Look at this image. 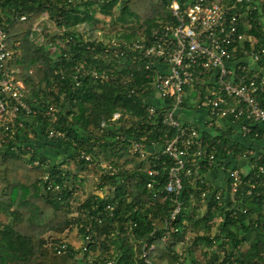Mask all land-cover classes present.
I'll return each instance as SVG.
<instances>
[{"label":"trees","instance_id":"obj_1","mask_svg":"<svg viewBox=\"0 0 264 264\" xmlns=\"http://www.w3.org/2000/svg\"><path fill=\"white\" fill-rule=\"evenodd\" d=\"M44 13L60 31L62 42L55 43L53 51L34 40V26ZM21 15L25 16L22 20ZM252 16L253 27L247 32L257 37V45L264 46V1ZM168 18L166 0H0V27L6 31L13 52L9 64L20 70L17 78L23 83L25 99L41 108L59 106L54 127L65 133L64 138L48 139V120L39 114L22 113L14 138L0 136V214L5 217L0 222V264H79L73 254H57L49 246V241L61 237L49 236L47 240L45 235L62 233L73 225L80 234H88L89 222L96 232L91 233L93 238L105 235L100 249L128 264L139 259L143 243L154 246L149 253L150 264H203L191 257L197 246L204 248L205 264H264V194L257 196L259 188H255L250 195L238 198L237 193L235 201L228 193L221 204L214 199L215 191L227 190L228 170L239 169L238 157H250L254 163L260 154L256 165L264 164V153H247L250 142L263 140L254 134L264 131L263 123L254 124L249 135L221 126L211 132L198 128L216 161L202 165L196 175L183 177L176 195L182 209L170 219L173 201L164 184L173 162L161 150L175 131L162 124L159 104H155V116L147 119L143 98L127 91L131 84L100 82L89 75L78 76V85L73 80L75 68L82 65L133 76L137 83L144 81L142 63L132 61L123 41L148 37L152 27ZM102 25L117 30L115 41L105 43L94 37L93 30ZM81 27L90 31L86 38ZM189 91L183 107L192 109L199 99L195 90ZM115 112L119 117L113 120ZM235 126L232 128L237 129ZM133 139L142 140L149 153L144 158L134 155L138 161L131 160L127 166V161L120 160L130 153ZM41 140L56 147L55 154H39L36 145ZM153 147L157 149L151 152ZM81 151L92 161L82 159ZM108 155L112 156L108 163L116 171L100 174L96 189L104 196L90 192L82 202L74 203L75 192L85 182L81 174ZM35 160L38 164H33ZM220 167L225 186L206 176ZM256 168L241 172L242 179H261L255 176ZM151 169L158 174L150 175ZM149 181L153 182L152 189L146 187ZM233 203L238 208L232 209L234 215L229 209ZM93 205H113V215L106 214L104 224H98L90 219ZM82 209L90 212L85 214Z\"/></svg>","mask_w":264,"mask_h":264},{"label":"built area","instance_id":"obj_2","mask_svg":"<svg viewBox=\"0 0 264 264\" xmlns=\"http://www.w3.org/2000/svg\"><path fill=\"white\" fill-rule=\"evenodd\" d=\"M263 1L166 0L169 12L167 20L159 21L152 27L148 37L131 43L123 41L124 51L131 54L133 62L142 63L146 71L145 80L140 83L133 76L119 75L108 69L99 70L82 65L75 68L72 77L76 85L80 82L78 76L83 75L100 82L131 84L127 91L129 95L143 98L147 119L155 116L157 104L161 107L162 124L175 131L164 142L161 150L173 162L167 168L168 178L164 184V191L172 196L173 201L170 219H175L182 209V202L176 195L182 188L183 177L196 175L202 165L210 166L216 161L214 154L208 152V144L204 143L199 129L179 119L178 112L183 108L187 90L196 91L199 99L196 106L205 108L212 121L229 119L231 126L238 125L242 135L251 134L254 124H264V46L257 45V37L247 32L252 29L255 20L252 11L260 10ZM24 18V15L20 16L21 20ZM261 30L264 32V23ZM12 57L7 33L0 27V136L13 139L17 119L23 113L39 114L48 120L49 125L45 130L48 139L64 138L65 133L54 127L59 120V106L41 108L25 99L23 83L17 78L20 70L9 64ZM118 117V112L113 113V120ZM18 125L21 123L18 122ZM254 134L264 140V131ZM129 152L144 158L149 150L142 140L133 139ZM80 157L92 161L91 156L84 151L80 152ZM259 158L260 154L256 155L251 168L256 166L255 176L262 178L242 179L239 169H229L227 190L219 189L214 193L218 204H221L225 193L233 201L237 193L238 198L242 194L250 195L255 188H259L255 192L257 196L264 194V164L256 165ZM33 164H38V161H33ZM97 166L104 173L116 171V167L103 161L98 162ZM148 173L158 174L157 170L152 169ZM50 187L49 184L47 188ZM146 187L152 189L153 182H147ZM94 193L99 197L104 196L102 190ZM202 195H205L204 192ZM235 205L233 203L229 208L233 215L236 211L232 209H238ZM113 209V205L103 208L93 205L91 210L94 214L90 219L102 225L106 214L113 215ZM83 212L86 214L90 210ZM86 231L89 233H79L78 245L65 239L49 241L48 244L57 254H73L79 259V264H128L115 254L107 256L100 249L105 235L93 238L92 234L96 232L92 223L86 225ZM153 247V244L143 243L139 259H135L134 264H150L149 253Z\"/></svg>","mask_w":264,"mask_h":264},{"label":"rangeland","instance_id":"obj_3","mask_svg":"<svg viewBox=\"0 0 264 264\" xmlns=\"http://www.w3.org/2000/svg\"><path fill=\"white\" fill-rule=\"evenodd\" d=\"M99 28H96L93 30V34L94 37H97L98 39L102 40L103 42H108V41H115L114 39L117 37L116 36V32L117 30L115 28L110 27L109 25H102V26H98ZM35 31L37 33V35H35L34 40L37 41V43L45 45V48L49 51H53L55 48V43H61L62 41L58 38L59 35V29L54 25V23L52 21H50V19H48V16L46 13H44L41 18L36 22L35 26ZM80 32H82L83 37L86 38L88 35H90V31L87 27H81ZM32 137V136H31ZM103 162L108 163L112 156L108 155V156H104L101 157ZM126 162L127 166H131V164L133 162H131V160L133 161H138L134 155H131L130 153L124 155L120 161H124ZM71 163L69 164L71 168H73V163L72 161H70ZM247 170L244 169V171ZM103 173V171L98 167V166H92L89 171L86 174H81L82 178L85 179V182L83 184V187H80L78 189L77 192H75L76 194V198L77 200L74 201V203H78L79 201H82L85 199V197L87 196L88 193L90 192H94V191H99L96 186V183L99 182L100 180V174ZM5 217L0 214V222L4 221ZM191 234H189L190 236ZM51 237H61L62 239L68 240L71 243H74L75 245H78L79 243V232H78V228L76 226H72L70 229H67L66 231L62 232V233H55V232H50L48 234L45 235V237L48 239ZM188 237V236H187ZM55 239V238H54ZM187 239V238H186ZM190 241V240H189ZM188 241V242H189ZM243 247H246V245H244ZM180 251L181 249L178 248ZM204 248L201 246H197L191 254V257H194L197 261H199L200 263L205 264V260H204V255L202 253V251Z\"/></svg>","mask_w":264,"mask_h":264},{"label":"crops","instance_id":"obj_4","mask_svg":"<svg viewBox=\"0 0 264 264\" xmlns=\"http://www.w3.org/2000/svg\"><path fill=\"white\" fill-rule=\"evenodd\" d=\"M189 90H192V89L187 90V96H189L190 94ZM156 102H159V101L156 100ZM178 114H179V119L181 122L185 124H192L203 131L211 132L214 129H217V127L221 126L222 128L223 127L231 128L232 132H235V134H240L241 132L238 126H235L237 129L232 128L233 126H231V124H228L227 120L212 121V119L208 115L207 110L203 107L195 106V108H192V109L183 107L182 109L179 110ZM248 146H249L247 150L248 154L256 155L257 153H260V152L264 153V140L255 141L253 143L250 142ZM55 148L56 147L53 148V146L47 140H41L36 145V149L39 154H55V151H56ZM156 149H157L156 147H153V148H150V151L151 152L153 150L156 151ZM249 158L250 157H246L244 155L237 158V164L239 166V170L242 173H246L251 169V163L249 161ZM246 167H247V170L244 171ZM220 168H215V169H212L211 171H208L206 176L208 179H211L212 182L219 184L221 186H225L226 181L224 179L222 167Z\"/></svg>","mask_w":264,"mask_h":264}]
</instances>
